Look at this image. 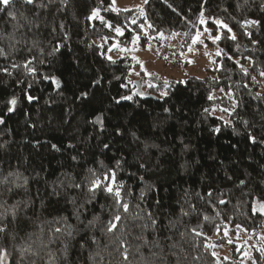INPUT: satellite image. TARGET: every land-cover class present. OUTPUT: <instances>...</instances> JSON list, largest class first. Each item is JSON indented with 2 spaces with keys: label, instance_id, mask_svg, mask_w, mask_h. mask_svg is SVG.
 Listing matches in <instances>:
<instances>
[{
  "label": "trees",
  "instance_id": "16d2710c",
  "mask_svg": "<svg viewBox=\"0 0 264 264\" xmlns=\"http://www.w3.org/2000/svg\"><path fill=\"white\" fill-rule=\"evenodd\" d=\"M262 6L12 0L0 11V264H243L248 249L264 264V214L253 212L264 203ZM204 28L221 37L208 38L220 55L204 78L140 87L133 58L107 57L116 38L179 33L186 48Z\"/></svg>",
  "mask_w": 264,
  "mask_h": 264
},
{
  "label": "rangeland",
  "instance_id": "374dc122",
  "mask_svg": "<svg viewBox=\"0 0 264 264\" xmlns=\"http://www.w3.org/2000/svg\"><path fill=\"white\" fill-rule=\"evenodd\" d=\"M111 1L113 9L123 11L143 9L145 5V0ZM208 38L209 33L205 28L196 33L190 44L191 46L186 48H182L183 36H163V38L159 37L158 41L152 39L146 44L140 43L139 40L128 41L116 38L115 42L107 50V57H111V60L122 56L133 58L136 64L131 70V78L140 87L142 85L146 87L156 86L158 83H165V81L168 83H185L191 77H206L208 68L212 66L219 56L217 52L220 53V51L208 43ZM190 48L191 51L189 50ZM190 61L194 63H189ZM141 65H143V69ZM258 82L261 92L264 93V76H260ZM146 87H143L144 91ZM162 93L166 92L161 91ZM256 208L259 212L258 205ZM260 235V238H263L264 231ZM252 242V240L248 242L250 247ZM251 251V249H248L246 252L247 256H244L243 264H253V259L250 258ZM215 253H223L225 256L230 254L227 248H215Z\"/></svg>",
  "mask_w": 264,
  "mask_h": 264
},
{
  "label": "snow or ice",
  "instance_id": "6c2138e0",
  "mask_svg": "<svg viewBox=\"0 0 264 264\" xmlns=\"http://www.w3.org/2000/svg\"><path fill=\"white\" fill-rule=\"evenodd\" d=\"M19 2H20L21 5H31V4L34 3V0H19ZM61 2H64V0H61ZM113 2H114V0H113ZM11 3H12V0H0V5H3V6H4V7H0V11H4V10L7 8V6H8L9 4H11ZM145 3H147V0H145ZM262 9H264V6H262ZM8 15H9L12 19H14V20L17 18V14L14 13V12L9 11V12H8ZM20 15L23 16L24 14H23V13H20ZM201 15H202V14H201ZM96 16H98V12L94 11V12L92 13V17H96ZM25 21H26V23L29 22V21L27 20V17H25ZM202 22H203V21H202ZM216 23H217V24H220L221 22L217 20ZM245 23H247V24H249V25H256V24H259V21H256V20H249V21H246ZM61 27H63V25H61ZM109 27H111V25H109ZM223 27H226V28H227V25H223ZM115 31H116L118 34H121V35L123 34V33L121 32V29H120L119 27H117V28L115 29ZM228 31H229L230 33H232V29H231V28H228ZM177 35H179V33H173V36H177ZM198 35H199V34H198ZM249 35H250V34H249ZM160 36H161V38H163V33H160ZM220 38H221V37H220L219 35H217V36H215V37H212L211 35H209V39H211L213 43H215L216 41L220 40ZM229 38L232 39V40H235V39H236V36H235V34L233 33ZM137 40H139V37H138V36H134V37H133V41H137ZM193 42L195 43V41H193ZM254 43H255V41H254ZM205 47H206V45H205ZM149 50H150V49H149ZM189 50L191 51V48H190ZM217 55H220V53L217 52ZM109 59L111 60V57H109ZM165 59H167V57H165ZM229 59H232V57H229ZM113 62H114V61H113ZM189 63H194V62L190 61ZM235 63L240 67V69H241V71L244 73V75H248V74H249V73H248V69H247V68H244L243 65H240L239 60H236ZM141 67H142V69H143V65H141ZM5 71H7V70L5 69ZM260 75H261V76H264V72H261ZM252 80L255 82V77H252ZM167 83H168V82L165 81V84H167ZM221 91H223V89H221ZM162 95H166V93H162ZM257 96H259V93H257ZM128 98L130 99V97H128ZM208 98H209V99H212L213 97H212V96H209ZM29 99L31 100L32 98L29 97ZM11 104H12V105H15V104H16V100L13 99V100L11 101ZM9 110L11 111V109H9ZM205 111H208V109H205ZM224 111H228V109H224ZM97 119L99 120V117H98ZM0 123H2V121H0ZM215 131L218 132L219 129L217 128V129H215ZM250 138L252 139L253 143L256 142V138H255V137L250 136ZM52 147L55 148L56 146L53 145ZM106 147H107V146H106ZM104 179H105V180H108V176H105ZM111 179H112V182L115 183V173H114V172L112 173V177H111ZM91 183H92V187L90 188V191H92V192L94 193V192H95V189L98 188V187H100L102 181H101L100 178H96V179H94ZM239 183H240V185H243V184H244V181L241 180ZM75 187H80V186H79V185H75ZM104 190H105L107 193H109V194H114V196L117 198V204H120V199H119V198H120V191H119L118 189H117L115 192H113V188H112L110 185L105 184V186H104ZM211 195H212V193L209 192V193H208V196L211 197ZM219 202L222 203V204L225 203L224 200H220ZM121 206L123 207V209H124L125 212L128 211V205H127V204H122ZM256 210H257V208H254V209H253V212L255 213ZM258 210H259V212H260L261 214H264V203H260V204L258 205ZM183 214H184V215H187L188 213L185 212V213H183ZM204 219L207 220L208 217H204ZM114 220H115V221H120V220H121V216H120V215H116V216L114 217ZM90 223H91V222H90ZM153 223H155L154 220H153ZM237 227L239 228L240 226L237 225ZM115 228H116V224L110 222V224H109V226H108V231H112V230L115 229ZM5 230H6L5 227L0 226V232H4ZM56 231L58 232V231H60V229L57 228ZM193 231H195V229H193ZM196 235H201V233L196 232ZM225 236H227V232H225ZM228 242L231 243L232 241L229 240ZM259 251H260V253H261V257H264V248L259 249ZM124 258L127 259V254H126V253H124ZM253 264H257V261H256V260H253Z\"/></svg>",
  "mask_w": 264,
  "mask_h": 264
}]
</instances>
